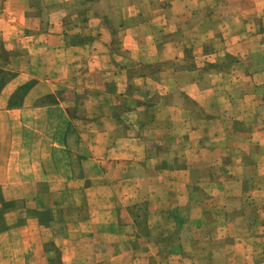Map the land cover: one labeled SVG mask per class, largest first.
Instances as JSON below:
<instances>
[{
    "label": "crops",
    "instance_id": "obj_1",
    "mask_svg": "<svg viewBox=\"0 0 264 264\" xmlns=\"http://www.w3.org/2000/svg\"><path fill=\"white\" fill-rule=\"evenodd\" d=\"M72 1L0 2L4 198L71 264H264V0Z\"/></svg>",
    "mask_w": 264,
    "mask_h": 264
},
{
    "label": "rangeland",
    "instance_id": "obj_2",
    "mask_svg": "<svg viewBox=\"0 0 264 264\" xmlns=\"http://www.w3.org/2000/svg\"><path fill=\"white\" fill-rule=\"evenodd\" d=\"M1 1L2 0H0V2ZM76 1L80 2V0H74V3H77ZM217 1L222 0H201V2H203V5L205 6V9L203 10L204 13L202 14V16H205L207 13L211 12L212 10L208 8L213 6ZM85 2L88 4L94 3V0H85ZM105 2L106 1L96 3L97 7L96 9L94 8L93 12H95L96 14L98 12L100 13L101 11L104 12V8L106 7V4L104 5ZM71 3H73V1ZM142 11L146 13L147 10L144 9ZM112 16L113 14L111 15L112 19H110L109 25H114L115 23L113 20L115 18ZM87 31L91 32L94 30ZM200 33L201 30L199 31V34ZM190 35V32H187L186 30L183 35V40H187ZM126 57L127 56L124 55L123 58ZM236 64L238 65V60L229 55L223 56L221 58H215L213 61L203 62L202 60H198L196 61V64L194 62L192 64L189 63L183 65L179 69V71H181L179 81L181 84H184V82L188 79V77H186V72L190 70H193V72L197 71V73H194L196 76L199 74V80L212 71L216 73L218 71L231 70L232 68H234V66H237ZM151 66L152 65H148L147 68H150ZM193 77H195L194 74ZM248 91L249 90H243L240 93ZM153 100L154 97L148 98L149 102H152ZM262 107L264 108V105ZM86 108H88V104L86 105ZM125 111L126 109L118 108L114 112V117L121 125V127L123 126L122 117L126 113ZM181 118L185 117L181 115ZM170 155L172 154L170 153ZM253 173L254 172H251V174ZM256 186H259L264 191V179L262 178L260 180V183ZM44 189L45 187L40 186V192H43ZM205 191L207 192L208 188ZM76 196L78 198L79 195L76 194ZM260 200L261 197H259L258 202H261ZM74 203L75 202H72V206ZM237 205L238 201L234 200L230 202V204L228 205V208L231 210L230 214L234 213L235 209L237 208ZM258 209H261L264 213V206H261ZM254 210L255 208L252 206L246 209L247 213H251L252 215L255 212ZM67 214L70 215V213ZM71 214L76 215L72 217L73 221L74 219H77V215L81 213L78 210H75L72 211ZM50 219L51 218L49 217L47 210L32 211L30 207H26L25 200H6L4 198L3 193H1L0 191V264H71L70 262L72 260H60L59 249L56 248L51 241H47L48 235L46 233V230L50 226V224H48ZM28 220H34V222L27 224ZM242 228H244V226ZM6 230L8 231L5 232ZM253 233L251 231H247L245 232V235L247 237H251L253 236ZM31 248H33V250ZM218 253L219 255H222V252ZM36 256H39L40 258H37ZM49 256L51 257L50 259Z\"/></svg>",
    "mask_w": 264,
    "mask_h": 264
}]
</instances>
